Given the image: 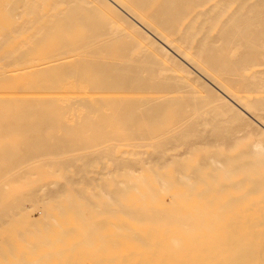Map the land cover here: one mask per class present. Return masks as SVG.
<instances>
[{
    "label": "bare ground",
    "instance_id": "bare-ground-1",
    "mask_svg": "<svg viewBox=\"0 0 264 264\" xmlns=\"http://www.w3.org/2000/svg\"><path fill=\"white\" fill-rule=\"evenodd\" d=\"M0 264H264V0H0Z\"/></svg>",
    "mask_w": 264,
    "mask_h": 264
},
{
    "label": "rangeland",
    "instance_id": "rangeland-1",
    "mask_svg": "<svg viewBox=\"0 0 264 264\" xmlns=\"http://www.w3.org/2000/svg\"><path fill=\"white\" fill-rule=\"evenodd\" d=\"M192 159V157H190Z\"/></svg>",
    "mask_w": 264,
    "mask_h": 264
}]
</instances>
